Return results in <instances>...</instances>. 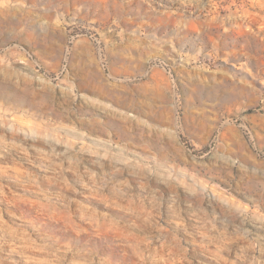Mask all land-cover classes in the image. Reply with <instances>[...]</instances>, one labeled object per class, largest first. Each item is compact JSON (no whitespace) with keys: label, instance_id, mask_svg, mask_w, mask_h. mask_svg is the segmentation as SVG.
Instances as JSON below:
<instances>
[{"label":"rangeland","instance_id":"obj_1","mask_svg":"<svg viewBox=\"0 0 264 264\" xmlns=\"http://www.w3.org/2000/svg\"><path fill=\"white\" fill-rule=\"evenodd\" d=\"M0 264H264V0H0Z\"/></svg>","mask_w":264,"mask_h":264}]
</instances>
